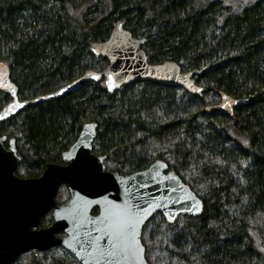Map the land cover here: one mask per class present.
Instances as JSON below:
<instances>
[{"label":"trees","instance_id":"16d2710c","mask_svg":"<svg viewBox=\"0 0 264 264\" xmlns=\"http://www.w3.org/2000/svg\"><path fill=\"white\" fill-rule=\"evenodd\" d=\"M238 1L0 0V62L19 99L104 69L89 44L119 21L146 40L149 63L174 61L182 71L215 64L196 77L206 89L200 97L152 82L107 94L88 82L25 107L0 122V137L14 138L22 158L18 170L36 177L61 163L83 125L96 123L92 153L106 156V170L124 175L162 160L202 201L198 217L168 224L153 216L141 235L145 256L152 240L165 264H264V0ZM218 91L247 103L230 117L205 112ZM9 100L0 91V109ZM51 221L46 214L40 226ZM13 264L79 263L53 247Z\"/></svg>","mask_w":264,"mask_h":264},{"label":"water","instance_id":"95a60500","mask_svg":"<svg viewBox=\"0 0 264 264\" xmlns=\"http://www.w3.org/2000/svg\"><path fill=\"white\" fill-rule=\"evenodd\" d=\"M145 43V39L132 37L123 21L116 22L106 40L89 44L94 57L107 60L104 69H86L59 89L29 99L18 98L9 69L0 62V91L10 97L0 109V122L27 106L60 98L88 82L98 84L107 94L138 82L181 88L195 97L206 91L196 77L215 64L182 71L174 61L149 63L143 50ZM217 96V103L207 105L205 112L219 111L230 117L236 108L247 103V99L232 98L221 91ZM96 129L93 122L83 125L76 140L62 153L61 163L46 164L36 177L20 178L15 174L22 162L15 140L11 138L4 147L6 137H0V264H13L24 253L53 247L63 248L79 264H150L141 235L153 216L160 214L166 223L173 224L180 216L201 214L200 198L162 160L124 175L106 170V156L92 153ZM62 186L69 197L58 205L55 199ZM48 213L52 223L42 228L41 219ZM125 214L139 221L135 224L131 253L114 250L115 225Z\"/></svg>","mask_w":264,"mask_h":264},{"label":"snow or ice","instance_id":"6c2138e0","mask_svg":"<svg viewBox=\"0 0 264 264\" xmlns=\"http://www.w3.org/2000/svg\"><path fill=\"white\" fill-rule=\"evenodd\" d=\"M108 84L109 89H111V77H109ZM61 91H64V89H61ZM19 106L22 107V105ZM138 222L139 221H135L130 215L125 214L124 218L115 225L117 245L114 246V250L118 248L119 252H132L133 242L135 241V224Z\"/></svg>","mask_w":264,"mask_h":264},{"label":"rangeland","instance_id":"374dc122","mask_svg":"<svg viewBox=\"0 0 264 264\" xmlns=\"http://www.w3.org/2000/svg\"><path fill=\"white\" fill-rule=\"evenodd\" d=\"M239 1L237 3H239ZM236 5H238V4H236ZM18 173L24 177V174L22 173L21 169L18 170ZM68 197H69V192L67 191V189H66L65 186H62L58 190L57 198L55 199V202L57 201V204H62L66 199H68ZM51 223H52V221H51ZM42 228H44V227H42ZM57 236H60V235L58 234ZM147 246L152 247L149 255L146 254L147 259H149V261L151 262V264H165L166 263V261H164V259H162V256L160 254L161 252L156 251L157 244L155 242H153L152 240H151V243L149 241H147Z\"/></svg>","mask_w":264,"mask_h":264},{"label":"flooded vegetation","instance_id":"af4514ba","mask_svg":"<svg viewBox=\"0 0 264 264\" xmlns=\"http://www.w3.org/2000/svg\"><path fill=\"white\" fill-rule=\"evenodd\" d=\"M10 140V139H9ZM3 145H4V147H7L8 146V141H5L4 143H3ZM21 164V163H20ZM20 164H19V166H20ZM19 166H18V168H19ZM18 168L16 169V171H15V174L18 176V177H20V178H24L23 176H19L18 174H17V170H18ZM57 204V203H56ZM59 205V204H58ZM48 214H50V213H48ZM45 216V215H44ZM43 216V217H44ZM42 217V218H43ZM52 219V218H51ZM41 223V222H40ZM49 226V225H48ZM41 227V226H40ZM45 228V227H44Z\"/></svg>","mask_w":264,"mask_h":264}]
</instances>
